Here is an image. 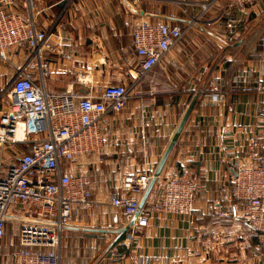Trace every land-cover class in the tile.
I'll return each mask as SVG.
<instances>
[{"label": "crops", "instance_id": "crops-1", "mask_svg": "<svg viewBox=\"0 0 264 264\" xmlns=\"http://www.w3.org/2000/svg\"><path fill=\"white\" fill-rule=\"evenodd\" d=\"M61 1L10 4L22 14L30 10L48 34L51 47L43 50L40 63L52 92L84 95L108 84L129 86L140 63L130 47L131 34L141 21L177 23L185 32L138 82L125 107L103 116V152L82 154L64 167L90 178L92 207L72 211L60 264L66 258V264H80L79 259L81 264H264L257 236L241 220L243 204L237 203L228 218L212 207L232 185L233 163L246 161L252 141L264 144V0L244 8L230 6L229 0H64L59 6ZM28 62L36 79L39 63L29 53L12 50L7 62L0 59V111L7 109L15 66ZM4 75L9 76L6 88ZM193 97V109L142 207L146 226L133 224L107 256L116 234L101 238L94 230L113 231L127 223L111 197L126 175H153ZM182 165L200 185L192 214L151 212L165 179ZM15 230L16 225L6 228L4 256L16 244V238L8 244L7 232L15 235ZM80 241L93 248L99 243L98 249L88 253L77 246Z\"/></svg>", "mask_w": 264, "mask_h": 264}, {"label": "built area", "instance_id": "built-area-1", "mask_svg": "<svg viewBox=\"0 0 264 264\" xmlns=\"http://www.w3.org/2000/svg\"><path fill=\"white\" fill-rule=\"evenodd\" d=\"M0 0V59L8 61L12 50L25 51L39 63L32 77L27 65L15 66L6 90L8 105L0 111V264H60L63 232L77 207H92L91 180L69 173L64 167L82 154H101L107 139L100 126L108 112H120L137 84L149 74L184 35L177 23L141 21L131 34L130 47L140 59L139 70L129 85L108 84L95 94L57 93L47 89L41 64L43 50L50 49L48 34L38 28L32 12L22 14ZM137 1V0H134ZM256 0H229L244 8ZM29 5V0H28ZM264 144L252 141L246 161H235L234 179L212 207L217 215L230 217L243 204L241 220L254 232L264 252ZM151 176L126 175L111 205L128 222L137 212L140 197ZM199 181L182 165L165 179L159 201L150 211L163 215L192 214ZM222 202L227 203L222 209ZM147 217L140 209L134 226L144 227ZM16 225L15 246L4 256L7 226Z\"/></svg>", "mask_w": 264, "mask_h": 264}, {"label": "water", "instance_id": "water-1", "mask_svg": "<svg viewBox=\"0 0 264 264\" xmlns=\"http://www.w3.org/2000/svg\"><path fill=\"white\" fill-rule=\"evenodd\" d=\"M63 4H64V0L61 1L58 5L61 6V5H63ZM195 102H196V97H193L192 100L190 101L189 105L187 106L186 111H185V113L183 114V116H182V118H181V121H180V123L178 124V126H177V128H176V130H175V132H174V134H173V136H172V138H171V140H170V142H169V144H168V146H167L165 152H164V154L162 155L160 161L158 162L157 167H156L155 171L153 172V175L151 176V180H150V182H149V184H148V186H147L145 192L143 193V196H142V198H141V200H140V202H139V206H138V210H137V212H136V213L132 216V218L126 223V225L123 226V227L120 228V229L113 230V231L102 230V229H95V230H94V232L100 234V235H98V236L101 237V238H104L105 235H106L107 233H111V234L114 233V234H116V237L114 238V240H113V241L107 246V248L105 249V253H106L107 256H110V254H111L110 250H111V248L113 247V245L115 244V242H116V241H117V240H118V239H119L124 233H126V231L129 230V228H131L132 225L135 223V220H136V217H137V215H138V212H139L140 209H142V207H143V205H144V203H145V201H146V199H147V197H148V195H149L151 189L153 188L155 182H156L157 179L159 178L160 173H161V171H162V169H163V167H164V165H165V163H166V160H167V158H168L170 152L172 151V148L174 147L175 142H176V140H177V138H178V136H179V134H180V132H181V130H182V128H183V126H184V124H185V122H186V120H187V118H188V116H189V114H190V112H191V110L193 109V106H194ZM92 236H93V235H92ZM93 237H94V236H93Z\"/></svg>", "mask_w": 264, "mask_h": 264}, {"label": "rangeland", "instance_id": "rangeland-1", "mask_svg": "<svg viewBox=\"0 0 264 264\" xmlns=\"http://www.w3.org/2000/svg\"><path fill=\"white\" fill-rule=\"evenodd\" d=\"M9 76L8 75H4V78H3V80H2V85H6L4 88H6L7 86H8V84H9ZM4 103V104H3ZM1 104H3V105H5V102L3 101V100H1ZM7 237H8V239L6 240L7 242H8V244H9V240H12V238H13V243H15V235H12V232H10V231H8L7 232ZM98 244V246H99V243H97ZM10 246H12V245H10ZM9 246V247H10ZM77 246H79V248L80 249H82L84 246H85V248H87L88 249V253H92V250H97L98 248V246L97 245H95L94 246V248H93V243H88V242H84V241H80L78 244H77ZM93 248V249H92ZM73 252H71V254H69V255H73L72 254ZM64 255V254H63ZM74 255H77V254H74ZM69 259L68 258H66L64 261H63V264H66V262L68 261ZM66 261V262H65ZM85 261H87L88 262V259L87 260H85ZM80 264H81V261H80V259H79V261H78Z\"/></svg>", "mask_w": 264, "mask_h": 264}]
</instances>
